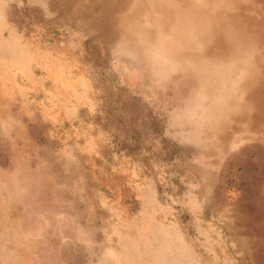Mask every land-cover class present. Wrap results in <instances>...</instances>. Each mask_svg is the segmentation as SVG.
Listing matches in <instances>:
<instances>
[{
  "label": "rangeland",
  "instance_id": "rangeland-1",
  "mask_svg": "<svg viewBox=\"0 0 264 264\" xmlns=\"http://www.w3.org/2000/svg\"><path fill=\"white\" fill-rule=\"evenodd\" d=\"M143 5L0 0V264H264V0Z\"/></svg>",
  "mask_w": 264,
  "mask_h": 264
},
{
  "label": "bare ground",
  "instance_id": "bare-ground-1",
  "mask_svg": "<svg viewBox=\"0 0 264 264\" xmlns=\"http://www.w3.org/2000/svg\"><path fill=\"white\" fill-rule=\"evenodd\" d=\"M135 1V6H137V8L138 9H142L143 8V3H144V0H134ZM160 1V0H159ZM137 8L135 9V10H137ZM217 8V7H216ZM132 16V14H130V15H128V17H124V18H126L125 20L122 18L121 20H120V22H119V24H120V26L124 29L125 28V30H124V35H126V38H125V40L127 39V38H130V37H132L133 36V31L134 32H136L134 29L135 28H137V31H138V26H137V24L134 22L133 23V25H132V27H131V25L130 26H127L128 25V23H130V17ZM130 24H132V23H130ZM122 29V30H123ZM161 30V29H160ZM172 30V29H171ZM137 33V32H136ZM135 33V34H136ZM171 36V35H170ZM245 52V51H244ZM244 54V53H243ZM250 63V62H249ZM237 70V69H236ZM2 75V74H1ZM134 76V75H133ZM2 77V76H1ZM244 77V76H243ZM2 81V80H1ZM163 91V90H162ZM226 91H227V89H226ZM229 93V92H228ZM235 94V93H234ZM186 95V94H185ZM187 96V95H186ZM228 96H230V95H228ZM213 98V97H212ZM0 99H2V98H0ZM210 100H211V97H210ZM2 102H3V100H2ZM5 104V103H4ZM7 104V103H6ZM13 105V104H12ZM10 108V107H9ZM19 108V107H18ZM169 108V107H168ZM7 110V109H6ZM22 111H23V109H22ZM218 111L219 112H222L220 109H218ZM31 113V112H30ZM22 114V113H21ZM165 117H166V115H165ZM213 118H217V115H216V113H214V116H213ZM7 121V120H6ZM165 121V120H164ZM20 122V121H19ZM169 123H170V121H169ZM14 124V123H13ZM21 126V125H20ZM24 127V126H23ZM168 127V126H167ZM19 128V127H18ZM172 130V129H171ZM25 131V130H24ZM246 131V130H245ZM23 137V136H22ZM28 143V142H27ZM30 143V142H29ZM3 145V144H2ZM45 157V156H44ZM40 158V157H39ZM26 159V158H25ZM41 159V158H40ZM42 160V159H41ZM38 161V160H37ZM16 163H17V161H16ZM31 164V163H30ZM37 166V165H36ZM44 167V166H43ZM17 169H18V167H16ZM48 168H49V166H48ZM8 169V168H7ZM6 169V170H7ZM9 169H12V168H9ZM14 169V168H13ZM16 169V170H17ZM259 169H260V172H262L263 173V175H264V165L263 164H260V166H259ZM5 170V169H4ZM15 170V171H16ZM34 170V169H33ZM36 170V169H35ZM43 170V169H42ZM11 172V171H10ZM40 172V171H39ZM12 173V172H11ZM33 174V173H32ZM23 175V174H22ZM38 175V174H37ZM46 177V176H45ZM27 178V177H26ZM28 178H29V176H28ZM37 178V177H36ZM40 178V177H39ZM48 178V177H47ZM45 180V179H44ZM18 181V180H17ZM14 182V181H13ZM15 183V182H14ZM4 184V183H3ZM17 184V183H16ZM63 186V185H62ZM35 187V186H34ZM52 188V187H51ZM42 189V188H41ZM37 190H39V189H37ZM49 190V189H48ZM22 191V190H21ZM68 191V190H67ZM23 192V191H22ZM53 192H54V190H53ZM54 195H55V193H53ZM30 195V194H29ZM37 197V196H36ZM28 198V197H27ZM38 198V197H37ZM20 199V198H19ZM62 199V198H61ZM67 199V198H66ZM64 202V201H63ZM30 204H32V203H30ZM34 205V204H33ZM23 207V206H22ZM66 207H68V206H66ZM7 209V208H6ZM11 209V208H10ZM25 209V208H24ZM23 210V209H22ZM33 210V209H32ZM81 210H82V208H81ZM12 212V211H11ZM56 213V212H55ZM77 213V212H76ZM18 214V213H17ZM12 215H13V213H12ZM6 218V217H5ZM8 218V217H7ZM62 218V217H61ZM15 219V218H14ZM3 220V219H2ZM12 220V219H11ZM59 221V220H58ZM76 221V220H75ZM44 223H45V221H44ZM4 224V223H3ZM46 224V223H45ZM38 225V224H37ZM1 226V225H0ZM3 227V226H2ZM1 227V228H2ZM37 227V226H36ZM45 227V226H44ZM48 227V226H47ZM35 233V232H34ZM37 233H38V231H37ZM53 234V233H52ZM16 239V238H15ZM41 239V238H40ZM22 240H24V238L22 239ZM17 241V240H16ZM23 242V241H22ZM18 244V243H17ZM22 244V243H21ZM24 246V245H23ZM33 246V245H32ZM36 246V245H35ZM21 247V246H20ZM25 247V246H24ZM29 247V246H28ZM34 247V246H33ZM38 247V246H37ZM41 247V246H40ZM47 247V246H46ZM50 249V248H49ZM28 250H29V248H28ZM42 250V249H41ZM47 250V249H46ZM60 250V249H59ZM42 252H43V250H42ZM51 253V252H50ZM140 253V252H139ZM169 253H170V251H169ZM23 255V254H22ZM52 256V255H51ZM51 258V257H50ZM170 258V257H169ZM33 261V260H32ZM33 264V263H32ZM35 264V263H34Z\"/></svg>",
  "mask_w": 264,
  "mask_h": 264
}]
</instances>
